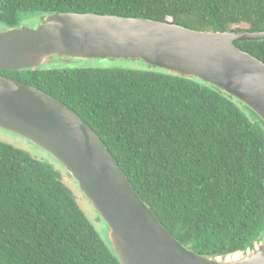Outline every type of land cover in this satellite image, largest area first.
<instances>
[{"label":"trees","instance_id":"trees-1","mask_svg":"<svg viewBox=\"0 0 264 264\" xmlns=\"http://www.w3.org/2000/svg\"><path fill=\"white\" fill-rule=\"evenodd\" d=\"M95 12L198 30H264V0H0V24ZM264 62V40L235 42ZM57 98L100 137L181 243L206 256L264 236V124L201 80L121 66L0 70ZM0 264H121L52 165L0 141Z\"/></svg>","mask_w":264,"mask_h":264},{"label":"water","instance_id":"water-1","mask_svg":"<svg viewBox=\"0 0 264 264\" xmlns=\"http://www.w3.org/2000/svg\"><path fill=\"white\" fill-rule=\"evenodd\" d=\"M264 30H198L107 13H50L33 26L0 30V70L57 59L140 60L152 69L211 84L264 124V62L235 42ZM0 128L46 150L103 220L121 264H264V236L244 250L206 256L179 241L153 213L95 131L69 106L0 74Z\"/></svg>","mask_w":264,"mask_h":264},{"label":"rangeland","instance_id":"rangeland-1","mask_svg":"<svg viewBox=\"0 0 264 264\" xmlns=\"http://www.w3.org/2000/svg\"><path fill=\"white\" fill-rule=\"evenodd\" d=\"M44 18L43 14H30L25 15L20 20V25L26 26H33L40 22ZM5 25L0 24V30H5L7 27ZM63 62L55 59L50 64H46L47 67H62L65 66ZM72 65L78 67L84 66H121L126 68H144L148 67L144 62L140 60H125V59H76L72 62ZM66 67V66H65ZM0 141L9 143L16 148L24 150L30 156L34 157L35 159L48 163L52 165L55 169H57L60 174L63 182L65 185L70 188L72 191L76 202L84 212V214L88 217L91 221L95 229L98 231L100 236L106 240L107 239V231L104 226L103 220L97 215V213L93 210L91 205L89 204L88 200L84 197V195L79 191L78 187L76 186L75 182L69 176V174L65 171L62 165L57 162L46 150L43 148L31 143L25 137L11 132L9 130L0 128ZM263 238V236H262Z\"/></svg>","mask_w":264,"mask_h":264},{"label":"flooded vegetation","instance_id":"flooded-vegetation-1","mask_svg":"<svg viewBox=\"0 0 264 264\" xmlns=\"http://www.w3.org/2000/svg\"><path fill=\"white\" fill-rule=\"evenodd\" d=\"M47 67V66H46Z\"/></svg>","mask_w":264,"mask_h":264}]
</instances>
